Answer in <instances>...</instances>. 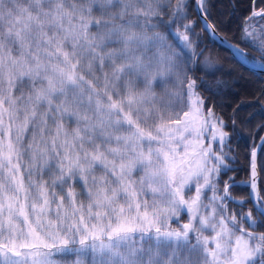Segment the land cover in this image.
Listing matches in <instances>:
<instances>
[{
  "label": "snow or ice",
  "instance_id": "1",
  "mask_svg": "<svg viewBox=\"0 0 264 264\" xmlns=\"http://www.w3.org/2000/svg\"><path fill=\"white\" fill-rule=\"evenodd\" d=\"M195 2L215 43L207 0ZM187 8L0 0V264H264V137L237 200L233 178L220 189L234 157L208 104L235 68L264 73V8L238 41L259 59L229 43L219 59L233 67L200 59ZM246 203V213L228 207Z\"/></svg>",
  "mask_w": 264,
  "mask_h": 264
},
{
  "label": "trees",
  "instance_id": "2",
  "mask_svg": "<svg viewBox=\"0 0 264 264\" xmlns=\"http://www.w3.org/2000/svg\"><path fill=\"white\" fill-rule=\"evenodd\" d=\"M175 2L176 0H172L173 4ZM187 2L189 19L197 22L192 29V40L195 45V41L199 37L200 47L196 48L195 51L204 52V56L200 57V59L204 60L205 57L210 55L213 61L223 62L225 67H233L229 62L219 59L228 55L227 49L216 41L215 43L210 41L205 33L201 31V21L197 16L194 0H187ZM207 4L210 12L209 22H216L219 25L217 33L230 43L239 46L242 51L249 53L250 56L259 59L258 52L253 51L252 48L243 43H238V41L241 35L240 26L244 18L250 15L253 8L260 10L264 8V5L259 4V2L253 5L252 0H207ZM232 4L236 5L235 11L231 8ZM183 23L187 24L188 20L183 21ZM175 30L176 26L174 25L173 31ZM191 51L189 49L190 53ZM195 59L196 57L193 56V60ZM193 74L198 78L201 75L199 73ZM222 81L219 91H217L215 96L208 99V104L209 106L215 105L214 111L216 115L228 126L225 131L229 132L231 143L225 147V150L228 151V147H231L232 151L230 154L234 157V160L229 165L232 170L221 176V182L233 178L237 183L232 187L231 194L239 200L246 197L249 193L247 182L250 180L251 151L264 133V128L260 127V125L264 124V115L261 114V109L264 108V99H261L260 103L255 102L256 98L259 97L260 91L264 90V73L253 75L248 70L235 68L233 75L231 77H223ZM209 82L214 84L212 80H209ZM198 91L203 96L208 97V93L203 92L202 89H198ZM238 105L241 106L240 110L234 113ZM234 116L236 123L233 129L232 120ZM249 117H251L250 122L241 123L242 120H247ZM257 160L258 164L260 160H264V152H259ZM258 174V187L264 189V171H259L258 168ZM228 207L237 212H247L252 208V204L246 203L243 208L235 204H229Z\"/></svg>",
  "mask_w": 264,
  "mask_h": 264
},
{
  "label": "rangeland",
  "instance_id": "3",
  "mask_svg": "<svg viewBox=\"0 0 264 264\" xmlns=\"http://www.w3.org/2000/svg\"><path fill=\"white\" fill-rule=\"evenodd\" d=\"M224 17H225V15H224ZM208 135H210V133L208 134ZM190 139H194V137H189ZM224 151L226 152V153H228V151H226L225 149H224ZM228 155L230 156V157H233L230 153H228ZM250 171H251V169H250ZM220 186L222 187L221 188V191L223 190V182H221V184H220ZM194 191L195 190H191V191H187L186 192V198H188V197H190V196H192V195H194ZM209 195H211V193H209ZM246 213V212H245ZM185 222H187V214H186V211L185 212H182L181 214H180V216H179V218H178V222L177 221H172V222H170V226H171V228H173V229H177L180 225H182V224H184Z\"/></svg>",
  "mask_w": 264,
  "mask_h": 264
},
{
  "label": "water",
  "instance_id": "4",
  "mask_svg": "<svg viewBox=\"0 0 264 264\" xmlns=\"http://www.w3.org/2000/svg\"><path fill=\"white\" fill-rule=\"evenodd\" d=\"M194 6H195V10H196V13H197L198 18L203 17V16H204V13H203V12H200V11L197 10L198 6H197L195 0H194ZM199 20L201 21V23H203V20H201V19H199ZM221 38H222V39H221ZM213 39H215L216 42H218L220 45L224 46L226 49H227V45L230 43L229 41H227L224 37H222V36H221L220 34H218L217 32H216V37L213 38ZM224 41H226V42H224ZM230 44H232V43H230ZM262 137H264V133L262 134V136H261L260 139L258 140L256 146H258V145L261 143V138H262ZM258 153H259V150H258ZM257 156H258V155H257ZM236 183H237V182H235V184H236ZM249 192H251V187H249Z\"/></svg>",
  "mask_w": 264,
  "mask_h": 264
}]
</instances>
